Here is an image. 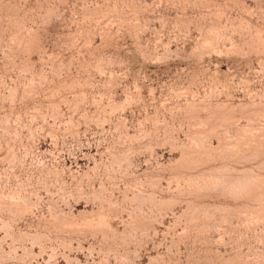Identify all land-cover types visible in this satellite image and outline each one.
Segmentation results:
<instances>
[{
    "label": "rangeland",
    "instance_id": "rangeland-1",
    "mask_svg": "<svg viewBox=\"0 0 264 264\" xmlns=\"http://www.w3.org/2000/svg\"><path fill=\"white\" fill-rule=\"evenodd\" d=\"M0 264H264V0H0Z\"/></svg>",
    "mask_w": 264,
    "mask_h": 264
}]
</instances>
